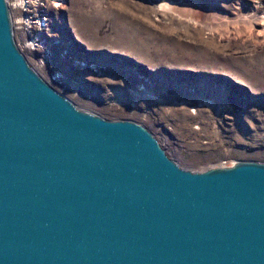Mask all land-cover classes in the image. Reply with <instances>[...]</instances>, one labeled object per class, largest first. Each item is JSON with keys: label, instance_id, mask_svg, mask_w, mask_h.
Segmentation results:
<instances>
[{"label": "water", "instance_id": "water-1", "mask_svg": "<svg viewBox=\"0 0 264 264\" xmlns=\"http://www.w3.org/2000/svg\"><path fill=\"white\" fill-rule=\"evenodd\" d=\"M0 264H264V162L192 171L142 124L79 108L0 0Z\"/></svg>", "mask_w": 264, "mask_h": 264}, {"label": "rangeland", "instance_id": "rangeland-1", "mask_svg": "<svg viewBox=\"0 0 264 264\" xmlns=\"http://www.w3.org/2000/svg\"><path fill=\"white\" fill-rule=\"evenodd\" d=\"M7 1L96 65L79 108L142 124L192 171L264 162V0Z\"/></svg>", "mask_w": 264, "mask_h": 264}, {"label": "built area", "instance_id": "built-area-1", "mask_svg": "<svg viewBox=\"0 0 264 264\" xmlns=\"http://www.w3.org/2000/svg\"><path fill=\"white\" fill-rule=\"evenodd\" d=\"M7 3L9 7L13 6V3ZM34 23L38 29L35 35L28 32L29 23L22 28V25L15 26L12 20L16 43L29 63L48 83L72 101L76 102L74 98L89 101L91 94L80 82L87 72H97L96 65L82 53L74 52L70 41L56 34L46 38L50 31L47 29V15L44 11L36 15ZM19 28L20 37H16L15 31Z\"/></svg>", "mask_w": 264, "mask_h": 264}]
</instances>
